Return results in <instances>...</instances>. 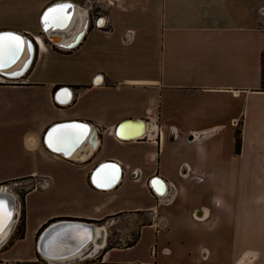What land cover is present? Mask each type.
<instances>
[{"label":"crops","instance_id":"crops-1","mask_svg":"<svg viewBox=\"0 0 264 264\" xmlns=\"http://www.w3.org/2000/svg\"><path fill=\"white\" fill-rule=\"evenodd\" d=\"M58 2L84 11L72 49L41 30ZM1 32L39 39L17 72L0 71V189L48 179L24 195L19 241L36 249L41 229L71 220L105 232L83 253L101 263L264 264V0H0ZM127 120L146 136L118 139ZM75 122L91 131L72 155L53 150L58 133L47 146L51 127ZM122 219L137 228L117 248L124 235L109 229Z\"/></svg>","mask_w":264,"mask_h":264},{"label":"water","instance_id":"water-1","mask_svg":"<svg viewBox=\"0 0 264 264\" xmlns=\"http://www.w3.org/2000/svg\"><path fill=\"white\" fill-rule=\"evenodd\" d=\"M59 4L71 5V7L67 8L65 11L67 15H69L70 12H73V10H74L73 7L76 6L70 2L54 3L50 6H48L46 9H44V11L42 12L41 17H40V23H44L43 17H44L45 12H47L50 8H54L56 5H59ZM75 10L77 12H80V11L84 12L83 9L81 7H78V6L75 7ZM98 20H101V18H99ZM98 20H96L94 23L95 27H99ZM85 21H87L86 17H85ZM58 28L62 29L61 27H58ZM84 29H86V28L84 27V24H83L82 30L80 32H78V34H76V36L74 37V39L72 41H70L67 45H60V44L53 43L49 39V36L45 35L46 34L45 30L43 28V25L41 24V30L43 32V35H45V37H47L53 45L60 47L61 49H65V50L66 49L67 50L72 49L79 43V41L83 37V34H84L83 30ZM60 31H62V30H60ZM4 33H11L15 36H19L21 39L25 38V37H23L17 33H14V32H1L0 34H4ZM25 44L28 45L29 50L31 52L30 54H32L33 49H34L32 40L29 38L28 39L25 38ZM24 47H26V46H24V44H23L22 50L17 55L10 56L9 60L5 64V66H2L0 68V71L6 70L9 67H11L12 63H15L18 60V58L20 57ZM6 54L7 53L5 52V55ZM29 60H30V57H28L27 61H29ZM79 125L82 126L83 129H85V130L87 129L90 133L91 127L88 126L87 124L79 123V122L71 123L70 125L59 124V125L51 127L46 132V136H45L46 144L48 143L47 146L50 147V143L52 141L51 137H53L56 133L60 134V135H58V138H57V140L59 141L58 142V148H60V150H63V152L60 151L59 153L63 154L65 157H67L66 153L68 152V150H70L72 148L77 149L80 146L81 140L86 133V131H85L83 135H70L69 130L70 131L72 130L73 134L79 133V131H80V129L78 128ZM88 127H90V128L88 129ZM124 129H126V131L130 129V131L123 133L122 131ZM146 133H147V127H146L145 122L142 120L124 121L115 130V136L120 140L138 139V138H141L143 136H146ZM47 140H48V142H47ZM95 142L96 141L93 139L92 144L94 145ZM116 177L117 176L115 175L111 179V181L108 185V188L110 186L112 187L116 183ZM149 185L151 186L152 190L154 191V193L157 196H163L167 192V186H166L165 182L158 177L151 179ZM0 203L3 204L4 212H6V214H7L6 219L9 218L7 220V223L4 226L0 227V229L2 228L0 230V234H1L11 219L10 218V214H11L10 210L12 209V206L14 207L15 204L17 205V203H16V199L14 196L11 197L8 193L1 192V191H0ZM4 203L6 204V207L4 206ZM6 219H4V220H6ZM92 232L94 233V236H95L94 226L89 224V223L71 221V220L55 221L53 223L48 224L43 229H41L39 236H38V239H37V243H36L37 253L41 257L43 256V257H46L49 259H52L51 258L52 255L53 256L57 255V256H59L57 258L65 259L67 257H70L72 255L79 253L87 245H88V247L89 246H91V247L101 246L103 243V238H104L105 232L100 229L98 231L99 237L95 238L93 243H92ZM49 255H51V256H49Z\"/></svg>","mask_w":264,"mask_h":264},{"label":"rangeland","instance_id":"rangeland-1","mask_svg":"<svg viewBox=\"0 0 264 264\" xmlns=\"http://www.w3.org/2000/svg\"><path fill=\"white\" fill-rule=\"evenodd\" d=\"M95 11V10H93ZM91 11L90 17L95 15V12ZM81 14V12H79ZM101 16V15H99ZM92 18V17H91ZM92 21V20H91ZM93 24V23H92ZM239 153V152H238ZM26 180V182H25ZM28 179H22L16 181V183H8L11 186L12 194L15 195V199L17 200L16 203V215L11 224L12 231L14 230L11 240L7 243V249L12 246L8 253L5 255L0 256V264H52L48 263L47 261L43 260L37 250L34 247V239L30 242H21L19 240L23 239V229H24V212L22 209V201L24 198L25 193L32 190L29 186L33 184L35 181H32L31 184H27ZM14 184V186H13ZM25 184V185H24ZM8 191V190H7ZM141 222H144L146 217L142 219ZM131 219H122L116 226H111L110 231L111 234H118L124 235L123 242H115L113 241L110 245L117 246V248H126L133 238H135L136 222H131ZM140 222V223H141ZM9 228V229H11ZM36 240V239H35ZM35 241V246H36ZM118 244V245H117ZM6 249V250H7ZM92 249L91 251H93ZM86 251V250H85ZM6 257V258H5ZM56 264H102L97 259L91 258L90 252L87 254H82L80 257L68 260L62 263Z\"/></svg>","mask_w":264,"mask_h":264},{"label":"bare ground","instance_id":"bare-ground-1","mask_svg":"<svg viewBox=\"0 0 264 264\" xmlns=\"http://www.w3.org/2000/svg\"><path fill=\"white\" fill-rule=\"evenodd\" d=\"M73 12H70V14L68 15V19L62 24V25H59V24H53L52 22H51V17L49 18V24L48 25H46L45 23H41L42 25H43V28H44V30H45V35L46 36H49V39L53 42V43H55V44H60V45H67L70 41H72L73 39H74V37L76 36V34H78L77 33V31L79 30V20H82V12H81V14L79 13V12H77L76 10H75V7H73ZM65 11H66V9H65ZM99 22H103V20L101 19V20H99ZM99 22H98V25H100L99 24ZM66 26V27H65ZM58 27H61L62 29H59ZM65 27V28H64ZM64 28V29H63ZM60 30H62V31H60ZM37 39V38H36ZM22 40H23V44H24V46H26V47H24V49H23V51H22V53H21V55H20V57L18 58V60L15 62V63H12V65H11V67H9L8 68V70H12V71H10V72H6V73H8V74H11V73H15V72H17L18 71V68H16L20 63H21V61H22V56L25 54V53H31L30 52V50H29V47H28V45H26L25 44V38H22ZM37 42H38V44H39V39H37ZM10 58V57H9ZM9 58L6 60L5 58L4 59H2V58H0V68L2 67V66H5V62H7L8 60H9ZM23 63V62H22ZM5 72H3V73H5ZM80 125L78 126V128L80 129ZM89 129V128H88ZM85 141V135H84V137L82 138V140H81V143H80V145L83 143ZM55 149H59V148H55ZM56 150V151H57ZM73 150V149H72ZM72 150H69L66 154H68L69 152V156L70 155H72ZM61 152H63L62 150H61ZM101 179V177H98V180H100ZM119 178H118V175H117V177H116V182H117V180H118ZM105 180V182H104V184H102V181H99L100 182V184H99V187H102V188H108V185L109 184H107V183H110V182H108V179H104ZM109 180H111V179H109ZM98 186V185H97ZM1 187H3L4 189H0V191L1 192H6V193H8L11 197H13L14 195L11 193V191L8 189V188H6L5 186H1ZM111 187V186H110ZM109 187V188H110ZM162 188V187H161ZM8 190V191H7ZM4 206L6 207V204L4 203ZM11 212V214H10V221H9V223H8V225L6 226V228L4 229V231L0 234V239L2 238V237H4V235H6V232L9 230V228H10V226H11V224H12V222H13V220H14V218H15V215H16V204H15V206L13 207L12 206V209L10 210ZM6 213V212H5ZM9 219V218H8ZM8 219H6V220H4L3 219V221H2V223H0V227H2V226H4L6 223H7V220ZM2 229V228H1ZM0 229V230H1ZM96 238V236H94V233L92 232V243L94 242V239ZM88 248V245L83 249V250H81L79 253H77V254H75V255H72V256H70V257H67V258H65V259H60V258H57V257H59V256H57V255H49V256H51V258L52 259H49V258H46V257H41L40 255V257L43 259V260H45V261H47L48 263H52V264H56V263H62V262H66V261H68V260H71V259H74V258H77V257H80L84 252H85V250ZM56 256V257H55Z\"/></svg>","mask_w":264,"mask_h":264},{"label":"snow or ice","instance_id":"snow-or-ice-1","mask_svg":"<svg viewBox=\"0 0 264 264\" xmlns=\"http://www.w3.org/2000/svg\"><path fill=\"white\" fill-rule=\"evenodd\" d=\"M70 7L71 5L69 4H59L54 8H50L47 12H45L43 22L48 25L49 18L51 17V22L53 24L62 25L68 19V15L66 14L65 9ZM22 48L23 40L19 36H15L11 33L0 34V58L3 57L5 52L9 56H15L22 50ZM85 131L86 130L81 126L78 134L70 135H83ZM6 218L7 214L4 212L3 204L0 203V223H2L3 219Z\"/></svg>","mask_w":264,"mask_h":264},{"label":"built area","instance_id":"built-area-1","mask_svg":"<svg viewBox=\"0 0 264 264\" xmlns=\"http://www.w3.org/2000/svg\"><path fill=\"white\" fill-rule=\"evenodd\" d=\"M88 7H89V11H93V4H89ZM99 15H100L99 12H95V15L91 16L92 18L90 17L93 25H94L96 20L101 18L103 20V22H102L101 26H99V27L107 28L109 26L108 18L106 16H99ZM31 40H33L34 43L38 44L36 38L31 37ZM38 46H39V44H38ZM13 186H14V184H13ZM29 186L32 188L33 191L36 190L37 188L45 189L48 186V179H39L37 182H34L33 184H31ZM5 187L8 188L12 192L10 185H5ZM151 254H154V251H151Z\"/></svg>","mask_w":264,"mask_h":264},{"label":"trees","instance_id":"trees-1","mask_svg":"<svg viewBox=\"0 0 264 264\" xmlns=\"http://www.w3.org/2000/svg\"><path fill=\"white\" fill-rule=\"evenodd\" d=\"M236 145H235V149H236V152L238 153L239 152V139H238V136H236ZM102 264H113V263H102Z\"/></svg>","mask_w":264,"mask_h":264}]
</instances>
